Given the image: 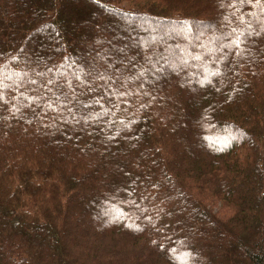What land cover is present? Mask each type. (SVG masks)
I'll list each match as a JSON object with an SVG mask.
<instances>
[{"label":"trees","instance_id":"16d2710c","mask_svg":"<svg viewBox=\"0 0 264 264\" xmlns=\"http://www.w3.org/2000/svg\"><path fill=\"white\" fill-rule=\"evenodd\" d=\"M0 264H264V0H0Z\"/></svg>","mask_w":264,"mask_h":264},{"label":"rangeland","instance_id":"374dc122","mask_svg":"<svg viewBox=\"0 0 264 264\" xmlns=\"http://www.w3.org/2000/svg\"><path fill=\"white\" fill-rule=\"evenodd\" d=\"M214 212H218V214H222L223 216H227L228 209L224 207L222 203L219 201H214V203L211 204Z\"/></svg>","mask_w":264,"mask_h":264}]
</instances>
